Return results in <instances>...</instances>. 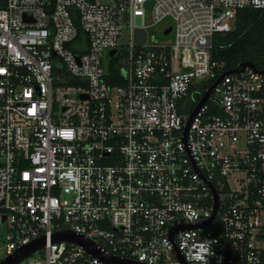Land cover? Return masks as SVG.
Returning a JSON list of instances; mask_svg holds the SVG:
<instances>
[{"label":"built area","instance_id":"1","mask_svg":"<svg viewBox=\"0 0 264 264\" xmlns=\"http://www.w3.org/2000/svg\"><path fill=\"white\" fill-rule=\"evenodd\" d=\"M247 8L264 0H0V262L45 237L19 264H111L53 241L70 231L124 264H264V69L186 133Z\"/></svg>","mask_w":264,"mask_h":264},{"label":"trees","instance_id":"2","mask_svg":"<svg viewBox=\"0 0 264 264\" xmlns=\"http://www.w3.org/2000/svg\"><path fill=\"white\" fill-rule=\"evenodd\" d=\"M212 57L225 64V71L234 70L243 63L264 69V10L247 8L238 11L233 30L215 34ZM117 64L118 60H115L111 72L118 80ZM118 82L122 83L120 79Z\"/></svg>","mask_w":264,"mask_h":264},{"label":"water","instance_id":"3","mask_svg":"<svg viewBox=\"0 0 264 264\" xmlns=\"http://www.w3.org/2000/svg\"><path fill=\"white\" fill-rule=\"evenodd\" d=\"M152 5H153V1H148L145 4V6L149 10H151ZM171 32H172V27H170L169 29H167L165 31V35L168 36ZM125 39H126V36L124 35L122 41L125 42ZM145 40H146V32L145 31H138L137 32V42L138 43H144ZM114 54H115V52H111L110 56H113ZM246 67H251L253 69L256 68L251 63L240 64L236 69L225 72L219 78V80L208 90V92L205 94V96L203 97L201 102L198 104L196 109L193 111V113H192V115H191V117L189 119L188 126L186 128V133L188 132V129L190 128L191 124L193 123V120H194L196 114L199 112L200 108L207 102L210 94L212 93V91L216 87V85H218V83H220L226 76H228L230 74H233V73L241 72ZM263 73H264V70H263ZM214 197H215L214 213H213V216L211 217V219H209L208 221H206L203 224L205 226L212 223V221L216 217V214H217V211H218V208H219L218 194H217L216 191H214ZM196 227H198V226H195V228ZM187 228H190V227H187ZM181 229H184V228H181ZM53 241L54 242L66 241V242L77 243V244L83 246L90 254L94 255L95 257L101 258V259H103L105 261H108L111 264H124L125 263L124 261H121L119 259L106 256L104 253H102L98 249H96V247L93 245L92 241H90L89 239H86V238H84L82 236H79V235H77V234H75L73 232H70V231H62L60 233L54 234ZM45 244H46L45 237L39 238V239L33 241L32 243H30L29 245L24 246L21 249L17 250L14 255L7 257L2 262H0V264H19L22 260H24L28 256H30L33 253H35V252L39 251L40 249H42L45 246ZM179 258H180V260L182 261L183 264H187V262L180 255V253H179Z\"/></svg>","mask_w":264,"mask_h":264},{"label":"rangeland","instance_id":"4","mask_svg":"<svg viewBox=\"0 0 264 264\" xmlns=\"http://www.w3.org/2000/svg\"><path fill=\"white\" fill-rule=\"evenodd\" d=\"M173 22L171 20H169L165 25L166 26H170L172 25ZM233 182V181H231ZM5 240H6V232L4 231V229H0V249L4 248L5 247ZM38 257L41 256V254H37ZM24 264V262L22 263Z\"/></svg>","mask_w":264,"mask_h":264}]
</instances>
